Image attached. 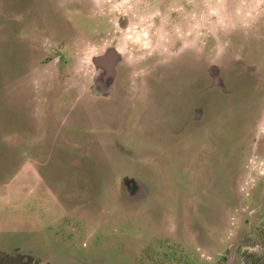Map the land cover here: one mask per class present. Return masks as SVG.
I'll return each instance as SVG.
<instances>
[{
    "label": "rangeland",
    "instance_id": "1",
    "mask_svg": "<svg viewBox=\"0 0 264 264\" xmlns=\"http://www.w3.org/2000/svg\"><path fill=\"white\" fill-rule=\"evenodd\" d=\"M93 1L0 0V264H264V0ZM56 29L79 53L44 54L28 129L21 51Z\"/></svg>",
    "mask_w": 264,
    "mask_h": 264
},
{
    "label": "crops",
    "instance_id": "2",
    "mask_svg": "<svg viewBox=\"0 0 264 264\" xmlns=\"http://www.w3.org/2000/svg\"><path fill=\"white\" fill-rule=\"evenodd\" d=\"M42 33H43L42 31L39 32V30H37L35 33L36 34L35 39L31 40L32 43L28 42V47H30V49H22V51H21V52H24L26 54H29L28 52L33 53V57H35V60H38V62L35 64H31L30 62H27L28 65L26 66V68L23 67V72H22V76H21V79H22L24 84L31 87V89L33 87L34 89H38V90H37V92L34 93L32 99L30 101L23 99L20 101H16V104H14V99L12 101L11 100L8 101L9 115L13 114L15 106L17 108L18 113L22 114V116L18 117V120L24 119V121H25L26 119H28L29 115L37 114V113H38V116H41L43 118L44 114L46 112V106H47L48 102L51 101L45 96V93H46L45 87H47L46 81L44 80V78H42L43 81L40 78L44 75L45 71L47 70V67H48L47 65L50 64V63L46 62L47 58H44V54L46 55L49 52L54 51V53L52 55H55V52H56L55 46L57 44V39H56L55 33H52L51 36L49 37V39L45 35L41 36ZM25 39L27 40V37ZM48 41L51 43L50 49H48V46H47ZM36 42H37V44H36ZM23 43H24V40H23ZM23 46H24V44H23ZM13 50L14 49L12 48V49L8 50V52L12 51V54H13L14 53ZM36 52L40 55L34 54ZM41 54H43V57H41ZM53 62H55V61L53 60ZM62 82H60V83H62ZM77 98H79V97H77ZM33 100L38 103V106H37L38 111H36L37 110V107H36L34 113L30 112L28 114V111H27V115H26L25 111L27 110V106H28V108L31 107V102ZM76 105H78V101L75 100L74 98H72V101L70 103V108H71L70 110H72V108L76 107ZM200 114H202V113L199 110L198 118H200ZM203 115H204V112L202 114V117H203ZM14 118H16V117L13 116L12 119L10 118L9 123L12 127L14 126V128H16V126L14 124L15 123ZM67 119L69 120V119H71V117H67ZM11 123H13L14 125H12ZM19 123H21V122H19ZM23 123H25V122H23ZM28 126H29L28 129H32V124H31V121H29V119H28ZM13 130H15V129H13ZM176 134H178V133H176ZM8 150H10V149H8ZM8 150H7V152H5L6 156L10 155V152H8ZM23 155H25V152L23 153ZM30 155L31 154H29V156ZM34 158H37V157L34 156ZM87 191H88V189L84 185V187H82L78 190V193L81 194L82 196H87V194L84 193Z\"/></svg>",
    "mask_w": 264,
    "mask_h": 264
},
{
    "label": "flooded vegetation",
    "instance_id": "3",
    "mask_svg": "<svg viewBox=\"0 0 264 264\" xmlns=\"http://www.w3.org/2000/svg\"><path fill=\"white\" fill-rule=\"evenodd\" d=\"M66 3L67 4L64 5L63 8L65 9L66 12L67 11L69 12V15L73 14L78 16L79 13H81L82 16L93 15L92 13L94 12L93 9L95 7L93 0H66ZM70 3H73L72 9H70V5H68ZM54 33L57 39V44L55 46L56 49L55 54L58 53L61 56L58 57L59 59H56L54 63H56L60 67V69L63 70L64 68H68L71 65V63H73V58L68 59L63 57L65 55L79 53L77 46L78 37L71 35L67 40H64L62 35L57 33V29L56 31H54ZM111 47L112 46L107 47L103 52H101V54H98V56L93 57V64L95 68V74L93 76V82L91 84L93 91L95 90V88H97V86L99 87V85H103L104 87L108 85V87H111L115 82L116 76L118 74V70L116 68L117 65L119 64L118 62H120L121 59L120 56L117 57L119 53L116 52L115 48H111ZM48 49H50V47H48ZM110 61H111V68L107 66V64ZM99 70H101V73L103 72L102 77H100L101 73L98 72ZM216 75L217 76L214 75L213 77L214 83L221 84L218 83V81L220 80L218 71ZM63 78H64V74L61 73L60 79L63 80ZM107 91H110V88H108ZM101 95H106V94H101Z\"/></svg>",
    "mask_w": 264,
    "mask_h": 264
},
{
    "label": "water",
    "instance_id": "4",
    "mask_svg": "<svg viewBox=\"0 0 264 264\" xmlns=\"http://www.w3.org/2000/svg\"><path fill=\"white\" fill-rule=\"evenodd\" d=\"M236 246H237V244H233L230 247V252H229V255H228V264H232V262H233Z\"/></svg>",
    "mask_w": 264,
    "mask_h": 264
}]
</instances>
